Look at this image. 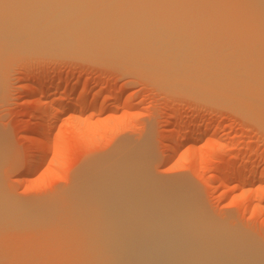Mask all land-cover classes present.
Masks as SVG:
<instances>
[{"label":"rangeland","instance_id":"374dc122","mask_svg":"<svg viewBox=\"0 0 264 264\" xmlns=\"http://www.w3.org/2000/svg\"><path fill=\"white\" fill-rule=\"evenodd\" d=\"M69 1L78 4V10L91 8L93 6L91 4H95L98 0ZM105 1L108 2V0ZM146 1L154 3V0ZM185 1L186 4L189 2V6L192 3L198 6L199 1L202 3L197 8L199 11L197 9L190 10L188 5L185 6L190 9L188 14L185 13V16H182L186 18L190 16L193 19L198 17L199 22L193 20L196 25H199L197 28L192 21L194 23L192 27H195L196 33L193 28L191 30L192 22H187L194 35H190L189 31L188 34H190L187 35L189 38L186 40H192L190 38H193V41L198 40L195 39L198 36L203 39L205 42L201 39L203 43L200 40L198 42L202 43L201 47L206 44V49L204 46L202 48L205 52L203 54H205L204 56L208 55L206 59L210 58V60L206 62L211 65L207 64L208 69L206 70L207 66L203 64L206 73H197L200 67L193 71L192 69L195 68L194 66L197 68L199 62V66L202 64L201 60L204 56H199L200 60L197 53V57L194 56L196 57L194 61L191 58L195 52L190 51L192 55L190 53L187 55L184 53L188 47L184 48H187L186 50L180 47L181 53L184 52L183 55H187L195 63L191 62V65L189 60L191 66L189 65L188 68L184 65L186 67L181 69L175 65L173 70H182L181 72L188 68V71L183 72L184 76L180 72L181 77H177L175 74L179 75L178 71H172L169 74L174 72V76L180 78L181 83L179 79L176 80L178 85L182 84L185 87L184 83L186 82V84H192V86L190 85L192 88L187 85L186 89L181 88L182 85L178 87L177 85L166 86L170 82L167 79L169 74H166V79L169 82L166 80L167 82L164 84L165 78L162 80L163 77H159L162 72H157L160 67L155 70V67L147 66L152 68L148 70L145 63L140 61L145 65L140 68L141 63L138 60L127 58L118 50H108L106 48L109 44L106 41L107 37L92 40L91 50L85 53H82L84 51L72 52L67 49L51 53L44 52V50L40 52V49L9 48L10 50H7L5 55V50L12 47L9 44L8 47L6 44L4 45V51L0 50L3 52L0 54V194L4 191L7 194H5L6 197H10L12 202L10 204L0 203V227H3L0 230L2 229L3 231H1L4 232L3 236L0 233V264H82L88 255L86 239L77 235L79 233L76 232L77 229L74 231L75 227L67 219L69 216L67 209L65 208L61 212L62 203H66V197L73 188L75 177L82 173L85 174L89 169L90 162L100 161L102 163L111 160V158H121V155L128 153L132 154L133 158V153L140 150L142 155L137 153L142 157L139 155L138 158H136L137 155L134 157L137 159V162L133 164L134 168L142 167L139 164L145 161V165L151 173H154V176H158V180L160 176L163 182L172 181V179L176 182L175 179H179L177 182L183 181L181 184H184L187 181L190 184L189 188L193 189L195 193L192 195L193 193L190 194L191 190H189L191 197L200 199L199 202L201 201L200 203L212 221L221 222L214 224L217 226L224 224L223 227L221 226L222 229L228 224L229 227L226 230L237 232V235L241 234H238V232H242L240 230H245L242 235L244 237H240V239H250L251 242L245 241L256 248L257 254L260 255L256 254L258 259L262 257L264 260V121L256 119L239 101L241 91L239 92L238 88L236 90V87L229 86L230 83H228L223 68L226 65L225 62L232 58L230 55L233 52L240 55V59L246 58L248 56L246 48L252 43L248 42L250 39L247 40L246 37L242 39L243 31L234 27V22L230 25L228 21L231 20L226 16V22H224L225 19H221V14L217 13L219 10L211 5L210 0H195V3L194 0ZM203 5L205 7L202 8ZM207 6L210 8L208 9ZM215 9L217 12H212ZM207 10L212 13L206 12ZM81 13L82 10L79 11V15ZM141 13L143 14V11L139 13L140 17H145L147 12H144L143 16ZM178 13L179 15H177ZM178 13L175 14L176 17H180V11ZM224 14L227 13L223 12L222 17ZM134 17V14L129 13L118 21H129ZM147 20L151 27V21ZM88 21H92L91 18ZM215 24L220 25L225 31H222L218 25L216 27ZM230 32L235 34L232 35ZM208 33L210 35H207ZM226 34H228V38H225ZM151 37L149 40L153 41ZM127 40L129 42L126 41V44L135 43V40L133 43L130 42V39ZM145 40L148 41V39ZM245 43L248 45L246 44V46ZM124 44L125 41L123 44L120 43V45ZM241 45L242 50H240ZM1 46L0 42V49H2ZM226 50L229 51L226 52ZM206 52H208L207 55ZM200 53L202 54V51ZM183 55H180L179 58L181 56V59L184 58ZM228 57L230 58L228 59ZM224 59H226L225 62H223ZM131 60L134 63L137 61L138 65ZM182 61L188 63L187 60H181L179 66L182 65ZM148 62L151 65L155 64L150 61H147V64ZM176 62L178 63V61ZM221 64L223 67H220ZM235 64L238 66L237 63ZM229 66L231 67V65ZM237 66L230 70L228 68V70L231 71L234 68L236 70L239 68ZM190 68L193 73L196 72L202 76L201 80L204 81V84L201 83V80H196L198 84L199 81L201 84H196L197 88L193 86L195 78L192 75L195 74L188 75L192 79L194 78V80L190 78L194 82L188 81L189 78L185 77V74L191 72ZM153 69L155 71L152 72L156 75L153 73L151 75ZM201 69L204 70L203 67ZM214 72L217 74L216 76ZM200 75H196V79H199ZM156 76L159 77H157L158 81ZM174 76L169 79L173 80ZM182 76L187 81L185 78L182 79ZM216 78L219 80L217 81ZM56 80L59 82L58 87H56ZM160 80L162 81L160 82ZM182 81L185 82L182 83ZM171 82L170 84L175 81ZM84 86L85 89H83ZM222 87L225 94L228 93L227 96L222 94L223 91L220 92ZM215 88H217V93L214 92ZM233 89L235 90L233 91ZM213 92L214 95L220 97L210 95ZM232 92H238V95ZM219 93L221 94L219 95ZM57 95L59 96L57 97ZM78 97L85 99L86 109L78 111L63 107L66 102ZM40 101L48 103L49 110L53 111L54 116L48 143L41 136L42 132L37 128V125H33L38 121L36 117L33 118L37 113ZM89 103L91 104L89 105ZM36 131H40L41 134ZM196 132L200 137L197 136L198 138L193 139L192 135ZM175 140L180 144L178 142L174 144ZM44 143L49 146L41 161L38 152ZM174 145H178V147H174ZM135 148H139V150L135 151ZM123 149L124 151H122ZM120 151L124 154H121ZM118 154L121 155L117 156ZM34 159H40L35 162V165L38 163L36 167L33 164H28V161ZM141 160L143 162H139ZM180 193L182 198V191ZM29 207L35 209L33 211L31 208L35 219L30 218L32 214L28 210L25 212L24 209H29ZM54 207L55 210H53ZM44 210H47L46 214ZM18 211L31 216L27 219L21 213L22 218H17V214L14 219L12 215ZM41 212L42 217L39 215ZM47 212L49 213L47 214ZM29 219L30 221H28ZM15 220L17 221L15 222ZM247 232L253 240L249 238ZM18 255L19 257H17Z\"/></svg>","mask_w":264,"mask_h":264},{"label":"bare ground","instance_id":"6f19581e","mask_svg":"<svg viewBox=\"0 0 264 264\" xmlns=\"http://www.w3.org/2000/svg\"><path fill=\"white\" fill-rule=\"evenodd\" d=\"M161 1L164 4H162ZM161 1L159 0V2H157V0H154V3H151L150 1L146 0H108V2H106L105 0H98L95 4H91L93 5L91 8L77 10V7H79L78 4L70 2L69 0H0V42L2 45V49L0 50L4 51V45L6 44L7 47L9 45H12V47L10 46L5 50V55L6 51L10 50L9 48H23L32 50L40 49V52L41 50H44V52L51 53H53V51L67 49L68 51L72 52L79 53L81 51H84L82 53H85L91 50V46L93 45L92 40H98L100 38L104 39L105 37H107L106 41L107 44H109L106 46V48L108 50H118L127 58L138 60V62L143 61L146 66L143 62H140L142 65L141 66L139 64L140 68L145 66L148 70H150L152 68L148 67L153 66L155 67V70H158V67H160L157 72H162V75L159 74V77L162 76V80H164L165 78L164 84H166L165 82H167L168 80L170 82L175 81L174 83L171 82L172 84H170V82L168 81L169 85L166 86L171 87V85H177L178 87L182 85H178L176 83V80H180V78H176L173 73L178 71L179 75H175H177V77H181L180 72L182 70H173V68L176 66L180 69L186 66L189 68L190 64L192 65V63H195L191 59L194 60V58L197 57V53L198 58L199 56L202 57L205 55L203 54L205 52H203L204 50L202 48H204L206 44H203L204 47H201L202 43L205 42L203 39H201L199 36L198 38H195L198 40H203V42L200 40L202 42L201 44L200 41L198 42V40L193 41V38H190L192 40H186L189 38H187V35L191 33L190 27L188 26L189 23L187 22L191 23L193 20L195 22H199V20H197L198 17L197 19H193V17L190 18L189 16L191 20L184 17L185 13L188 14L190 8V10H196L201 1H199L200 3H198V6L193 5V3L189 6V2L188 4H186L187 2L185 0ZM210 2L214 8H217L219 10V12H217V10L215 9L212 12L216 11L217 13H220L222 20L225 19L226 16V18L232 21V23H230L231 21H228L227 19L230 25L234 22V27H237L238 29L240 28L243 31V36L241 35L242 39L243 37H246L247 40H251L248 41L252 43L251 45L245 43V45H248L247 48L245 47L247 49L246 53L248 55L246 58L240 59V55L238 56L237 53L233 52L234 54L231 53L232 55H230L232 58L228 57V59L230 58V61H228L229 63L227 61L225 62L226 59H224L223 62H225L226 65L223 67L221 64L220 67H223L225 69L227 80L229 81L228 83H230L229 86H232L233 88L236 87V90L238 88L239 92L241 91L240 97L237 96L239 97V101L242 102L244 106H246L245 108L249 112H251L252 115L256 117V119L258 118L264 121V0H210ZM187 5L190 7L189 9L188 7H185ZM191 6L194 7L192 8ZM203 7L205 6L203 5L202 8ZM183 8L185 9L183 10ZM209 8L210 7H208V9ZM81 10L82 13L79 15V11ZM197 10L199 11V9ZM204 10L206 9L204 8ZM142 11L143 14L144 12H147L145 14L146 18L142 13L141 14L143 17H140L141 15L139 13ZM179 11L180 17H176L175 14H177ZM206 12H208V10ZM223 12L227 13L226 15L224 14V17H222ZM129 13L134 14L135 17L125 22L118 21L120 20V18L125 17ZM172 14H174L175 16H172ZM177 15H179V13ZM89 18H91L92 21H88ZM147 19L151 21V27ZM187 19H189V21H187ZM218 19L220 20V18ZM193 22L191 25V30L193 28V24L195 23ZM224 22H226V19ZM145 23H147L148 25ZM194 26H196L197 28V26L199 25H196L195 23ZM218 26L220 27V25ZM204 28L206 27L204 26ZM193 29L194 33H196L195 27ZM209 29L212 30L211 27H209ZM221 29L222 31H225L223 30L224 28ZM175 31H177V33H175ZM189 31L190 33L188 34ZM178 34L179 36L182 35V37L177 36ZM230 34L233 35L235 33L230 32ZM190 35L193 36L194 34L191 33ZM207 35L210 34L208 33ZM227 35L228 34H226L225 38L227 37ZM149 37H151V39L153 38V41L149 40ZM219 37L220 36H218V38ZM127 39H130L131 43H133V40H135V43L132 45L126 44V41L129 42V40ZM145 39H148V41ZM247 40L245 39V42ZM124 41L125 44L120 45V43L123 44ZM101 45L105 47L103 43H101ZM180 47H182L183 50H186L187 48H184L188 47L187 51L189 52L185 51V53H181ZM240 48V50H242V45ZM1 51L0 54L3 53ZM190 51L195 52L193 58L191 59L187 56V53H190ZM200 51H202V54L200 53ZM228 51L226 50V52ZM244 51L243 53L245 56ZM192 52L190 53L191 55ZM208 52H206V55ZM183 53L187 55L184 56ZM180 55H183L184 58L181 59L182 56L179 58ZM207 56H204L202 60L199 58L202 64L199 66V62L197 64V68L196 66H194L195 68H193L192 70L194 71L198 69V67H200L199 69L203 67L204 70L198 69L199 72L197 71V73L203 74V72L205 71L204 66H207V64L208 66L211 65L210 63H207L209 62L208 60H210V58H208V60L206 59ZM179 59L187 60V62L190 60V64L189 62L186 63L185 61H182V65L179 66L181 64V60L179 61ZM133 60H131V62ZM147 61H150V63L153 62L156 65H151L149 64V62L147 64ZM176 61H178L179 64ZM233 61H235L234 64ZM135 63H137V61H135ZM235 63H237L238 66ZM136 65H138V63ZM228 65H231L232 68L230 66L228 67ZM208 66L206 67V70L208 69ZM236 66L239 67L236 68V70L238 69L237 71L235 70V68L234 70L229 71ZM225 67L227 68V70ZM188 68L185 69L188 71ZM154 69L151 70V75L153 73L152 71H155ZM148 70L147 73L149 72ZM186 70H183V72ZM192 70L191 68L189 70L192 73L187 72V74L185 72V77L190 74H195L192 75L194 76L195 80L194 78L192 79L188 76V81L191 79L194 80L195 84H193V86L196 87V84H198V81L196 82V80H201L202 76L200 74H196V72L193 73ZM172 71H174L172 73L173 75L169 74ZM183 72L181 73L183 74ZM148 74L150 75V72ZM166 74H169L168 78ZM154 75H156V73ZM196 75H200V77H198L199 79H196ZM216 75L217 74L215 73V76ZM172 76H174V78L173 80H170L169 78ZM183 76L182 79L185 78ZM157 77L158 76H156V79ZM216 79L217 81L219 80V78ZM57 80L59 81V79ZM57 80L55 81V83L57 82ZM158 80L159 79H157V81ZM162 80H160V82ZM185 80L187 81L186 78ZM192 80L191 82H189L193 83L194 81ZM183 82L185 81H182V83ZM203 82L204 81H202L201 83ZM55 83L54 86H56ZM201 83L199 81L198 85H200ZM213 83L215 84V82ZM58 84L59 82H57L56 87H58ZM184 84L186 88L187 86H192V84H186V82ZM183 86L184 85H182L181 88L184 89L185 87ZM223 87L225 88V85H223ZM223 87L220 92L223 91ZM83 89H85V86ZM209 89L207 90L210 92ZM235 89H233V91ZM216 90L217 88H215L214 92H216ZM225 91L227 90L225 89ZM205 92L207 91L205 90ZM214 92L210 95L213 96ZM220 94L221 93H219V95ZM222 94L227 96L228 93L226 92L225 94L224 92ZM53 96L55 97V94ZM58 96L59 95H57V97ZM214 96L220 97L216 95ZM231 97L233 98L232 95ZM231 97L230 99H232ZM47 104L48 103H46L45 101L39 103L37 113L33 118L35 119L36 117L38 121L36 120L37 123L34 122L35 124L33 125H37V128L42 132L41 136H43L45 141L47 140L48 143V136L52 129L51 127H53L52 120L54 116L53 111L51 112V110H49ZM90 104L91 103H89V105ZM65 106L70 110L79 111L86 109L87 104L84 98L78 97L66 102L63 107ZM92 107L93 106H91V108ZM243 110L246 111L245 109ZM40 131H36V133ZM197 136H199V133L196 132L194 135H192V138L194 139ZM176 140L174 141V144H177L176 142L178 141ZM48 146L49 144L47 145L46 143H44L41 146L42 148L39 149L38 156H40V159L42 158L43 154L47 153L46 151ZM174 147H178V145H174ZM114 150L113 152L117 151L118 149H116L115 151ZM137 150H139V148H135V151ZM122 151H124V149ZM122 151H120V153L124 154V152ZM140 151L137 152L141 154L142 152ZM109 153L113 154L111 152ZM136 153H133L134 157H136V155V158H138V155L139 157H142L140 156V154ZM121 154H118L117 156ZM128 154H125L126 157L125 155H121V158H111V160L109 159L102 163L100 161L90 162V164H88L89 169H87V172L75 177L73 188L66 197V203H62L61 212H63V209H67L69 213L67 219L69 220V223L72 224L73 227H75L74 231L75 229H77L76 232H79L77 233V235L86 239L88 255L85 257L82 264H264L262 263L264 261L263 258L261 257L263 261L259 258L261 260L260 261L257 257V255L259 254H257L258 252L257 250H255L256 248L252 244H248L245 241L247 239H240V237H244L242 235H244L245 230H240L242 232H238V234H241L237 235V232H235V234L234 231L230 232L229 230H226L229 227L227 226L228 224H225L226 228L224 227L223 229L222 227L224 226V224L218 226L217 224H214L219 221H212V218L208 216L206 209L204 208V206H202V203H200L201 201L199 202L200 199L197 200L195 197H191L190 194L193 193L192 195H195V193L193 192V189L189 188L190 184L187 181L184 182V184H181L183 181L177 182L179 179H175L177 180L176 182L173 181V179L172 181L163 182L161 181L160 176L158 180V176L156 174V176H154L153 172L151 173V171L145 165V161L144 163L139 164V166L141 165L142 167L136 166V168H134L133 164L137 162V159L134 157L133 159L132 154ZM113 157H115V155H113ZM39 160H30L28 161V164L35 165V162ZM139 162H143V160ZM39 164L41 165V163ZM239 175L241 176V174ZM189 190H191L190 194L188 192ZM180 191H182V198ZM3 193L0 194V203H12L9 199L10 197H6V193H4V195L6 194L5 196L2 195ZM195 201L197 202L194 204ZM31 208L32 207H29V209L27 208L24 210H26L25 212L29 211L32 214V217H30L31 215L27 216V214L24 215V212L19 213L18 211V213H16V209L15 214H13L12 216H14L15 219L18 214L19 217L17 216V218H22L23 214L26 218H33L34 212H31ZM53 210H55V207ZM42 212L39 213V215L42 214ZM48 213L49 212H47V214ZM36 215L39 216L37 213ZM40 216L42 217V215ZM45 216L47 217V215ZM45 216L43 218H45ZM16 221L17 220H15V222ZM28 221H30V219ZM2 231L0 232L2 234L1 236H3L4 234V232ZM247 234L245 236L246 238ZM248 236L249 238H251L250 234H248ZM248 240L251 242L250 239ZM17 257H19V255Z\"/></svg>","mask_w":264,"mask_h":264}]
</instances>
